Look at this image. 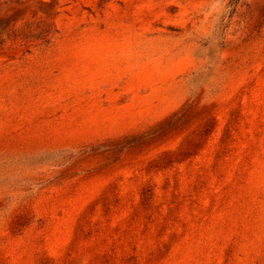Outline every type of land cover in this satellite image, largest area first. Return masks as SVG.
<instances>
[{"label":"rangeland","instance_id":"obj_1","mask_svg":"<svg viewBox=\"0 0 264 264\" xmlns=\"http://www.w3.org/2000/svg\"><path fill=\"white\" fill-rule=\"evenodd\" d=\"M0 264H264V0H0Z\"/></svg>","mask_w":264,"mask_h":264}]
</instances>
